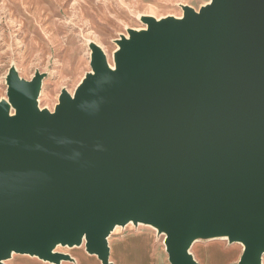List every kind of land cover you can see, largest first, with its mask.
<instances>
[{"label":"water","instance_id":"water-1","mask_svg":"<svg viewBox=\"0 0 264 264\" xmlns=\"http://www.w3.org/2000/svg\"><path fill=\"white\" fill-rule=\"evenodd\" d=\"M146 19L118 41L115 72L92 46L73 97L38 109L40 75H7L0 102V264L58 262L56 244L106 261L116 226L152 220L170 264H196L198 230L264 253V0H210Z\"/></svg>","mask_w":264,"mask_h":264},{"label":"rangeland","instance_id":"rangeland-1","mask_svg":"<svg viewBox=\"0 0 264 264\" xmlns=\"http://www.w3.org/2000/svg\"><path fill=\"white\" fill-rule=\"evenodd\" d=\"M208 2L210 0H0V101H9L7 75L10 70L26 81L38 74L40 88L36 105L40 110L53 112L61 92L74 95L92 71V45L98 46L108 63L114 65L118 41L130 38L131 31L147 28L146 19L180 18L182 6L198 11ZM13 109L11 105L12 113ZM118 226L108 237L110 264H113L111 257L125 262V257L141 248L165 253L166 264H170L164 246L166 232L158 222L146 220L138 225ZM223 235L202 230L195 233L189 253L196 264H238L244 252L242 244ZM84 243L70 248L57 246L56 251L73 257V261L64 260L67 264H102L96 255L85 251ZM5 263L53 264L20 254H14Z\"/></svg>","mask_w":264,"mask_h":264},{"label":"bare ground","instance_id":"bare-ground-1","mask_svg":"<svg viewBox=\"0 0 264 264\" xmlns=\"http://www.w3.org/2000/svg\"><path fill=\"white\" fill-rule=\"evenodd\" d=\"M209 3V2H208ZM194 10V9H193ZM195 11V10H194ZM175 18V17H174ZM181 18V17H180ZM180 18H176V19H180ZM157 21H159V20H157ZM146 30V28L145 29H143V30H141V31H145ZM126 39H129V37H127ZM92 46H96V45H92ZM96 47H98V46H96ZM116 51H118V48H117V50ZM115 51V52H116ZM104 53V52H103ZM105 55V54H104ZM105 58H106V56H105ZM107 60V59H106ZM113 62H114V65H110L109 63H108V61H107V64H108V69L111 71V72H115V59H113ZM90 75H92L93 74V72L91 71L90 73H89ZM69 94V93H68ZM70 95V94H69ZM71 97H73V95H70ZM0 102H3V103H5V105H6V107H7V111H8V115L9 116H13L14 114H15V109H13L14 110V112L12 113L11 111H10V109H11V104L9 103V101H6V100H3V101H0ZM36 104H37V101H36ZM38 107V106H37ZM38 109H39V107H38ZM142 223V220H139V221H137V222H134V221H129L128 222V224H133V225H138V224H141ZM117 227H119L118 225H116L114 228H113V230L115 229V228H117ZM113 230H111L110 231V233H109V235H108V237L111 235V233L113 232ZM228 234L227 233H224V235L223 236H227ZM108 237L106 238V247H107V259H106V261H103L100 257H99V255L97 254V253H95V252H90V251H88V249H87V247L85 246V243H84V239L82 238V240H81V242L80 243H78V244H72V245H68V244H60V243H58V244H56V246H55V248L53 249V251H52V253H58V254H60V255H62V257H64V259L62 258V259H60L58 262H53V261H50V260H46V259H42V258H39L37 255H31V254H20V255H27V256H31V257H36V258H38L39 260H42V261H46V262H49V263H53V264H67L66 263V261L64 262V260H72L73 259V257H71V256H69L68 254H66V253H62V252H58V251H56V247L57 246H62V247H73V246H80L82 243H84V249H85V251L88 253V254H94V255H96L97 257H98V259L102 262V264H110L111 262H109L108 260H109V245H108ZM136 239H138V237L136 238ZM139 241V240H138ZM129 242H132V241H129ZM137 242V241H136ZM195 242V240H193L192 242H191V244H190V246H189V250H190V248H191V246H192V244ZM138 243V242H137ZM164 243H165V238H164ZM239 243H241L242 244V246H243V249H245V244L243 243V242H239ZM138 245V244H137ZM125 246H127V245H125ZM138 246H140L141 247V245L139 244ZM155 246V245H154ZM164 246H165V251H166V244H164ZM119 247V246H118ZM130 247V246H129ZM137 247V246H136ZM140 247H138L139 248V250H140ZM135 248V247H134ZM122 249H123V247H122ZM124 249H125V247H124ZM130 249V248H129ZM141 250H142V248H141ZM120 251V250H119ZM133 251V250H132ZM121 252V251H120ZM120 252H119V255H121L120 254ZM146 252V251H145ZM133 253H134V251H133ZM137 252H135V256L137 255L136 254ZM142 253V252H141ZM141 253L139 254L140 255V257H141ZM166 253H167V251H166ZM14 254H18V253H12L11 254V256L9 257V258H11V257H13V255ZM131 254V253H130ZM144 254V253H143ZM142 254V255H143ZM146 254H147V252H146ZM129 255V254H128ZM127 255V256H128ZM148 255V254H147ZM167 255H168V253H167ZM125 256H126V254H125ZM134 256V257H135ZM131 257V256H130ZM133 256H132V258H134ZM139 257V259H142L141 261H143V257H141L140 258ZM8 258V259H9ZM120 258V257H119ZM111 259V261L113 262V264H121V263H126L127 261H125V262H120V260H117L116 259V257H114V258H110ZM123 259V258H122ZM122 259H121V261H122ZM125 259H126V257H125ZM193 259H194V257H193ZM263 259H264V253L262 254V256H261V263L263 264ZM135 261H136V259H134ZM133 260V261H134ZM6 261V260H5ZM73 261V260H72ZM124 261V260H123ZM132 261V262H133ZM147 261V260H146ZM150 261V260H149ZM168 261H169V257H168ZM41 262V261H40ZM131 262V261H130ZM129 262V263H130ZM197 262V261H196ZM128 263V264H129ZM143 263H144V261H143ZM169 263H170V261H169ZM6 264V263H5ZM68 264H71V263H68ZM198 264V263H197ZM211 264H212V262H211Z\"/></svg>","mask_w":264,"mask_h":264},{"label":"crops","instance_id":"crops-1","mask_svg":"<svg viewBox=\"0 0 264 264\" xmlns=\"http://www.w3.org/2000/svg\"><path fill=\"white\" fill-rule=\"evenodd\" d=\"M145 251L147 252L148 255L146 254ZM140 253H141V257H143L144 263H143V261H141L142 259H139V257H140L139 254ZM136 254H137L136 256H135V253L133 255H129L131 257H127L126 258L127 262L126 263H121V264H128L130 261L131 262L129 264H166L165 253H162L160 251H154V250H150L149 248H147V249L144 248V249L138 251ZM132 256L133 257L135 256V257L132 258ZM134 259H136V261Z\"/></svg>","mask_w":264,"mask_h":264}]
</instances>
